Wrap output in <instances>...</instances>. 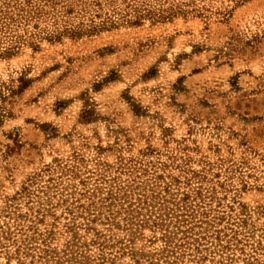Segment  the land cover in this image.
I'll return each mask as SVG.
<instances>
[{
    "label": "rangeland",
    "instance_id": "rangeland-1",
    "mask_svg": "<svg viewBox=\"0 0 264 264\" xmlns=\"http://www.w3.org/2000/svg\"><path fill=\"white\" fill-rule=\"evenodd\" d=\"M197 5L201 12L188 16L27 42L0 55V207L35 181L15 201L23 218L5 219L16 239L35 238L21 245L24 264H43L39 246L59 252L48 264H67L62 251L73 241L77 257H88L83 264H99L95 231L66 226L81 211L73 200L86 203L78 192L97 185L106 193L127 184L140 174L123 169L131 158L148 170L145 191L155 175L169 182L202 172L205 205L223 218L217 230L231 249L201 242L198 250H177L180 262L159 255L160 231L136 230L129 242L124 221L107 230L97 220L92 228L114 246L105 264H149L152 255L160 264H264V0ZM57 164L79 166L78 175L48 172ZM40 197L51 200L44 216ZM0 264L20 263L0 252Z\"/></svg>",
    "mask_w": 264,
    "mask_h": 264
},
{
    "label": "trees",
    "instance_id": "trees-1",
    "mask_svg": "<svg viewBox=\"0 0 264 264\" xmlns=\"http://www.w3.org/2000/svg\"><path fill=\"white\" fill-rule=\"evenodd\" d=\"M203 1L205 0H0V47L4 46V48H0V55H9L15 49L14 46H21L27 42L37 46V42L45 39L57 41L63 36L80 38L122 25L138 26L146 19L157 22L172 19L178 15L188 16L200 11L197 4ZM166 4L169 5L165 7ZM40 22L51 23L50 26L53 29L40 28L38 26ZM30 28H39V31L35 32ZM73 159L78 158L74 156ZM138 163L140 165H137ZM127 165H129L128 170L131 169V172H140V174L132 176L127 184L110 185V189L106 193L99 185L91 191H79L78 193L86 197L87 201L81 203L80 198L73 200V202L80 203L76 207L81 211L78 216L73 215L66 224L68 230L71 231L79 226H85L84 228L88 231H95L96 236L92 240V245L98 244L99 246L97 258L99 264H105V260L108 259L105 250L114 246L109 242L106 234L92 228V224L97 220L106 224L107 230L120 227V221H124V228L130 232L132 237L128 240L129 242L133 241L136 230L150 227L160 231V239L164 242V246H162L159 255L165 258L173 257L174 260L180 262L183 261L180 260V257L184 254L176 256L177 250L190 249L195 244L197 245L196 250H198V245H201V242L212 240L211 243H215L214 250L219 252L231 249L230 241L224 242L223 240L224 237L226 238V232L217 230L220 225L218 221L222 222L223 218L211 217V209L205 205L207 204L204 198L206 188L203 183L206 177L202 172L189 170L190 175L186 176L184 181L178 177L170 176L171 181L169 182H165L168 180L167 176L158 174L154 177L155 183L148 184L149 188L145 191L146 185L145 187L143 185L147 180H143V176L149 174L148 170L142 167L141 162L132 158L129 159L128 164L122 165L123 169ZM78 167L75 164H67V167L57 164L55 167H48L47 170L51 172L58 169L62 174L70 173L71 177H75L78 175L76 171ZM131 174L133 175V173ZM158 182L164 183L159 191L157 190L160 186ZM34 183V180L31 181L27 187H24L22 193L8 198L5 206L0 207V252H4L8 259L17 258L20 264H24L20 258L23 253L21 245L28 240L35 242V238L25 234L26 240H21L20 237L16 239L14 236L17 234L15 235L10 223L5 219L11 220L14 216L16 220L23 218L15 201L23 195H30ZM60 183L63 184L62 181ZM181 184H184L182 191L180 190ZM173 185L178 186V192H174ZM68 186L67 184V187H63L62 190H67ZM48 188L50 187L45 186L44 191ZM137 189L139 192H136ZM75 193L76 191L71 195ZM211 193L216 194L214 187L211 188ZM44 194L47 193L44 192ZM62 195L64 194L62 193ZM39 199V211L37 212H43L44 216V212L50 211L46 205H49L51 200H43L41 197ZM71 199H74V196ZM64 202H68V197ZM71 205L72 203L69 206ZM66 209L70 213L73 212V209L68 206ZM76 217H81L84 221L77 222ZM18 230L22 231L23 228H18ZM72 237H78V233L75 231ZM156 238L157 236H154V239ZM74 243V241L69 243L67 249L62 251L66 255V263L83 264L88 260V257L87 260L84 258L86 256H83L84 259L78 258L75 254ZM10 245L14 247L13 252L8 248ZM39 250L41 252L39 261L41 259L43 264H48V256L51 254L59 255V252L53 253L48 248L41 246H39ZM153 256L155 255H152V258ZM152 258L150 257L149 264H160L158 260L151 261ZM58 263L59 260H57ZM172 264H175V261Z\"/></svg>",
    "mask_w": 264,
    "mask_h": 264
}]
</instances>
